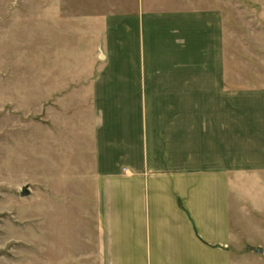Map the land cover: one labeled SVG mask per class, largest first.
<instances>
[{"label":"crops","instance_id":"crops-1","mask_svg":"<svg viewBox=\"0 0 264 264\" xmlns=\"http://www.w3.org/2000/svg\"><path fill=\"white\" fill-rule=\"evenodd\" d=\"M181 1L105 24L94 264H234L235 174L264 173V85L234 87L225 17Z\"/></svg>","mask_w":264,"mask_h":264},{"label":"rangeland","instance_id":"rangeland-1","mask_svg":"<svg viewBox=\"0 0 264 264\" xmlns=\"http://www.w3.org/2000/svg\"><path fill=\"white\" fill-rule=\"evenodd\" d=\"M197 2L225 17L234 87L264 85V0ZM137 3L0 0V264H94L92 82L106 21ZM239 176L233 262L264 264V173Z\"/></svg>","mask_w":264,"mask_h":264},{"label":"water","instance_id":"water-1","mask_svg":"<svg viewBox=\"0 0 264 264\" xmlns=\"http://www.w3.org/2000/svg\"><path fill=\"white\" fill-rule=\"evenodd\" d=\"M98 58H99L100 60H104V59H105V54H104L102 48H100V52H99V54H98ZM29 194H30V190H29L28 186L26 185V186L23 187V189H22V191H21V196H23V197H24V196H28ZM257 251H258V252H261L262 249H261V248H258Z\"/></svg>","mask_w":264,"mask_h":264}]
</instances>
